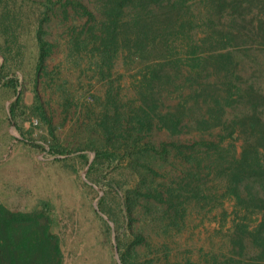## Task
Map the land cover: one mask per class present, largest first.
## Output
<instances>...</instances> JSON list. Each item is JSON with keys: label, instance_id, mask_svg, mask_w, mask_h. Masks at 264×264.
I'll return each instance as SVG.
<instances>
[{"label": "trees", "instance_id": "1", "mask_svg": "<svg viewBox=\"0 0 264 264\" xmlns=\"http://www.w3.org/2000/svg\"><path fill=\"white\" fill-rule=\"evenodd\" d=\"M58 2L85 19L68 31L66 59L85 64L87 90L100 87L87 102L84 136L75 147L55 135L35 89L33 110L51 126L52 138L25 143L56 161L88 165L87 176L105 190L98 203L114 223L119 264H142L153 249L170 260L175 237L196 214L201 223L221 218L209 250L199 247L198 259L188 257L187 264H264V89L244 85L240 73L241 51L255 60L264 53V0ZM20 13L0 0V90L14 92L5 114L23 135V79L9 58L25 48ZM36 38L37 84L54 45L40 31ZM68 83L58 88L69 101ZM166 98L174 102L164 107ZM244 98L245 111L230 118L228 107ZM155 129L169 139H148ZM183 133L192 138H175ZM106 179L123 191L118 210L105 207ZM51 206L25 194L8 204L0 195V264H64Z\"/></svg>", "mask_w": 264, "mask_h": 264}, {"label": "rangeland", "instance_id": "2", "mask_svg": "<svg viewBox=\"0 0 264 264\" xmlns=\"http://www.w3.org/2000/svg\"><path fill=\"white\" fill-rule=\"evenodd\" d=\"M54 1L57 2L52 4L49 0H9L10 8L17 7L21 11L17 20V32L18 40L24 42L25 48L18 55L13 51L9 58L12 68L20 66L16 71L23 79L21 90L28 115L21 122L22 135L5 114L14 92L10 89L0 90V195L8 204H13L21 194H25L37 205L43 199L51 202L55 228L63 241L64 264H119L114 223L98 203L105 190L87 176L88 165H84L79 159L56 161L45 152L29 148L25 143L33 140L48 143L52 138L51 126L33 110L35 89L50 118L55 135L75 147L84 136V126L88 121L85 117L87 102L92 100V94H96L100 87V84H96L90 91L87 90L85 64L72 65L65 55L64 44L68 41L69 29L75 24V20L82 24L85 19L74 15L75 12L70 7H66L68 12L65 13L66 8L58 0ZM38 31L43 39L54 46L36 84L35 44ZM2 38L3 34L0 33V40ZM240 54V73L244 85L256 83L264 89V53L259 52L256 60L246 56L245 51ZM66 79L71 94L69 101L61 97L62 91L58 88ZM166 94L163 91V96L166 97ZM173 102L174 100L166 98L164 107ZM245 108V98L238 100L228 107V116L232 118L245 111ZM261 113L264 116V107H261ZM175 138L187 140L192 138V134L183 133ZM148 139L159 142L169 139V136L164 130L155 129L148 135ZM228 141L231 138L225 142ZM235 142L240 151L242 139ZM87 153L91 161L94 152L88 150ZM158 171L164 173L161 169ZM110 182L106 179V184H102L108 189L105 207L118 210L123 191L115 187L113 181L112 188ZM201 218L197 214L188 216L186 229L175 237L177 245L174 244L170 260L165 259V251L156 252L152 248L150 254L143 260L140 259V262L149 264L147 262L153 259L157 264H176L178 260V264H187L188 257L197 260L199 247L204 246L208 251L212 238H216L221 216L217 219L206 216L202 223ZM108 224L112 227L111 230L108 229ZM221 237L222 234L216 240ZM223 238L228 240L227 236L223 235ZM152 240L156 246L158 237L154 232Z\"/></svg>", "mask_w": 264, "mask_h": 264}]
</instances>
